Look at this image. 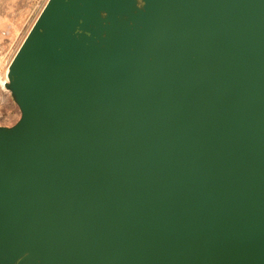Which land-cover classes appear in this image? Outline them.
<instances>
[{
    "label": "water",
    "instance_id": "water-1",
    "mask_svg": "<svg viewBox=\"0 0 264 264\" xmlns=\"http://www.w3.org/2000/svg\"><path fill=\"white\" fill-rule=\"evenodd\" d=\"M9 81L0 264H264V0H48Z\"/></svg>",
    "mask_w": 264,
    "mask_h": 264
},
{
    "label": "rangeland",
    "instance_id": "rangeland-1",
    "mask_svg": "<svg viewBox=\"0 0 264 264\" xmlns=\"http://www.w3.org/2000/svg\"><path fill=\"white\" fill-rule=\"evenodd\" d=\"M44 1L45 0H26V2L21 5V11H19V14H24V23L20 28H18V34L14 37V40H6L4 43V50L0 52L1 75L4 73V70L8 68V64L14 53L17 51L19 45L39 15L45 4ZM7 80L3 87L0 86V127L13 126L19 120L21 115L20 108L14 99L11 89L9 88V80ZM6 83L7 87L5 85Z\"/></svg>",
    "mask_w": 264,
    "mask_h": 264
},
{
    "label": "crops",
    "instance_id": "crops-1",
    "mask_svg": "<svg viewBox=\"0 0 264 264\" xmlns=\"http://www.w3.org/2000/svg\"><path fill=\"white\" fill-rule=\"evenodd\" d=\"M25 2L26 0H0V52L4 50L6 40H14L18 28L23 25L25 16L19 14V11Z\"/></svg>",
    "mask_w": 264,
    "mask_h": 264
},
{
    "label": "bare ground",
    "instance_id": "bare-ground-1",
    "mask_svg": "<svg viewBox=\"0 0 264 264\" xmlns=\"http://www.w3.org/2000/svg\"><path fill=\"white\" fill-rule=\"evenodd\" d=\"M48 1V0H47ZM47 1L45 2V4H44V6L46 5V3H47ZM44 6L42 7V9L44 8ZM42 9H41V11H42ZM40 11V12H41ZM40 14V13H39ZM39 16V15H38ZM38 16H37V18H38ZM37 18L35 19V21L37 20ZM34 21V22H35ZM34 24V23H33ZM33 24H32V26H33ZM32 26H31V28H32ZM30 28V29H31ZM29 32V31H28ZM24 40V39H23ZM23 42V41H22ZM21 42V43H22ZM21 45V44H20ZM20 45H19V47H20ZM19 47H18V49H19ZM18 49H17V51H18ZM17 51L15 52V54L13 55V57H12V59L10 60V62H9V64H8V68H6L5 70H4V73L1 75L0 74V86L1 87H3V85H4V83L6 82V80H7V77H8V80H9V72H10V65H11V62H12V60H13V58L15 57V55H16V53H17ZM8 71V72H7ZM7 80V81H8ZM10 82V81H9ZM6 85V87H7V83L5 84ZM9 88H10V86H9ZM11 89V88H10Z\"/></svg>",
    "mask_w": 264,
    "mask_h": 264
}]
</instances>
